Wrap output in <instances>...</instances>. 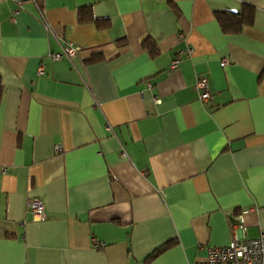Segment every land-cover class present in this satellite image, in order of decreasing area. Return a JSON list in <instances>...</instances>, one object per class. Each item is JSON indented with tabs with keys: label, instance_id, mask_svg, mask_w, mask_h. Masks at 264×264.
I'll return each instance as SVG.
<instances>
[{
	"label": "crops",
	"instance_id": "1",
	"mask_svg": "<svg viewBox=\"0 0 264 264\" xmlns=\"http://www.w3.org/2000/svg\"><path fill=\"white\" fill-rule=\"evenodd\" d=\"M0 79V264H194L264 231V0H0Z\"/></svg>",
	"mask_w": 264,
	"mask_h": 264
},
{
	"label": "built area",
	"instance_id": "2",
	"mask_svg": "<svg viewBox=\"0 0 264 264\" xmlns=\"http://www.w3.org/2000/svg\"><path fill=\"white\" fill-rule=\"evenodd\" d=\"M79 47L71 43H66L60 47L57 52L51 53L54 60H60L62 58L71 59L77 55ZM191 50H188L186 55L189 56ZM176 60L171 62L174 65ZM229 63L227 58H223L220 61V65L224 66ZM196 88L199 90V100L206 102L210 99V93L207 89V78L198 77L196 81ZM158 98H155V102H159ZM107 129L111 128L107 126ZM56 149H60L58 146ZM125 155V153H122ZM29 208L34 219H42L45 217L44 204L39 199H31L29 201ZM241 232H244V228H241ZM96 243V242H95ZM98 245V243H96ZM101 244V243H99ZM194 264H264V231L255 239L239 240V237L235 235L233 243L227 246L208 247L207 253L204 259L198 260Z\"/></svg>",
	"mask_w": 264,
	"mask_h": 264
},
{
	"label": "trees",
	"instance_id": "3",
	"mask_svg": "<svg viewBox=\"0 0 264 264\" xmlns=\"http://www.w3.org/2000/svg\"><path fill=\"white\" fill-rule=\"evenodd\" d=\"M254 8L250 5H244L239 12H228L219 11L215 14L217 21L224 33L237 32L241 26L250 25L253 21ZM156 49H151V53H155ZM2 83L0 79V97L2 94ZM170 242L159 246L157 249L149 253L148 259L154 257L159 252H161Z\"/></svg>",
	"mask_w": 264,
	"mask_h": 264
}]
</instances>
